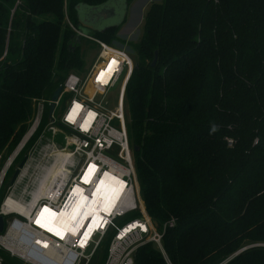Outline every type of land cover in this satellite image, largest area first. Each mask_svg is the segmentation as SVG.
I'll return each mask as SVG.
<instances>
[{
    "label": "trees",
    "instance_id": "obj_1",
    "mask_svg": "<svg viewBox=\"0 0 264 264\" xmlns=\"http://www.w3.org/2000/svg\"><path fill=\"white\" fill-rule=\"evenodd\" d=\"M12 1L0 0V56L6 45L20 59L0 64V152L20 141L36 101L83 65L63 16L77 27V5L108 0H18L8 26ZM43 15L52 19L35 21ZM119 26L91 34L111 43ZM128 44L126 128L145 210L163 231L162 250L140 245L134 263L218 264L243 241H264V0L153 2ZM104 237L92 264L106 257ZM225 264H264V246Z\"/></svg>",
    "mask_w": 264,
    "mask_h": 264
},
{
    "label": "built area",
    "instance_id": "obj_2",
    "mask_svg": "<svg viewBox=\"0 0 264 264\" xmlns=\"http://www.w3.org/2000/svg\"><path fill=\"white\" fill-rule=\"evenodd\" d=\"M67 24L74 31L76 38L82 36L94 41L98 51L95 60L84 74L69 72L65 76L60 84L61 92L54 109L50 115L47 113L52 121H56L65 130L61 148L67 151L63 156L64 174L46 178L43 183L38 179L39 181L33 184L42 194L31 205L24 201L30 210L28 216L17 210L3 208L8 196L19 199L18 196L23 197L25 194L14 190L18 188L20 175L14 183H10L9 190L0 203V215L4 218L0 249L22 264H92L101 239L111 232L102 264H135V251L140 245L151 242L162 250L163 231L157 228L145 210L134 167L133 149L126 128L124 92L133 70L129 57L131 51L116 42L106 43L97 37L83 34L71 22ZM117 87L118 92L115 95L114 90ZM114 95L115 101L112 99ZM43 112L42 105L37 107L30 128L26 129L4 164L0 173V186L9 168L8 161L13 158L12 164L35 134ZM51 130L54 128L51 127ZM226 141L228 145L233 143L231 138H226ZM53 146L54 143L36 145L34 149L38 154L34 155L35 159L37 157L41 159L39 162H47V159H42L45 153L42 148L56 149ZM26 158L27 164L30 157ZM5 166L8 167L7 170ZM104 173L122 182L123 191L112 213L106 216V223L93 229L86 241L81 238L84 231L81 234L67 231L60 236L32 220L40 205L56 213L59 208L67 209L76 197L74 187H78L86 200H89L93 187ZM31 191L25 195L30 196ZM134 213L135 217L127 218ZM132 224L136 225L129 229ZM167 224L172 226L173 219ZM0 264H3L1 256Z\"/></svg>",
    "mask_w": 264,
    "mask_h": 264
},
{
    "label": "rangeland",
    "instance_id": "obj_3",
    "mask_svg": "<svg viewBox=\"0 0 264 264\" xmlns=\"http://www.w3.org/2000/svg\"><path fill=\"white\" fill-rule=\"evenodd\" d=\"M158 1H160V0H132L129 3V5H127V8H126L125 7V0H108L107 3H110L112 6H114L117 14H116V16L108 15L105 19H102L100 23H102L101 25H104V24H112V25L120 24V26L118 27V29L116 31V39L117 40H114L113 42H116L119 45L126 46L128 48V50L130 51V47H129L128 43L134 42L139 38L141 29H142V22H143V18H144V15L146 13V10L148 9V7L150 6L151 3L158 2ZM17 3H18V0H13L11 3L5 4L6 5L5 9L7 10V16L9 19L8 20V26L10 23L11 16L14 12V8L16 7ZM34 19H35V21H42V20L52 19V18L50 16H44L43 15V16H36V17H34ZM62 19H63L62 25L70 22L69 18L67 17L66 14L63 16ZM76 39H78V43L81 45L80 55H81V58L83 59V65L80 68L72 69L69 72H73V73H77V74L82 75L87 71V69L90 67V65L95 60L98 49H97V45L95 44V42L86 38V37L79 36ZM129 57H130L131 62H132V67H134L135 63L133 60L132 52H130ZM19 59H20V56L15 55V53L9 55L7 53V50H6V45L4 46V49H3L2 54L0 56V64L4 61L10 62V63L17 62ZM117 92H118V87L114 90L115 95L117 94ZM115 95L112 97L113 101L116 100ZM48 100L39 99L36 101L35 109H34L32 115L28 121L27 130L30 128V126L33 122V119L35 116V111H36L37 107L42 105L44 108V112L41 116L40 124H39L35 134L31 137V139H33V137L36 135L37 131H39V134H38L39 136H37L32 141L31 144H29L30 142H28L27 145L16 156V158L14 159L12 164L9 165V168H8V170L4 176V179L2 181V184L0 186V203H1L2 199L4 198V196L6 195L7 191L9 190L10 180H11L12 174L14 172V169L18 166L19 162L24 157H31L32 155L34 156V155L38 154L37 151L34 149V147L36 145L39 146V144L43 145V144H47V143H54L53 147H55L56 149H61L63 147V144H64L63 133L65 132V130L62 127H60L56 123V121H52V118H49L47 115H46V118L44 117V113L47 112V107H48V102H49ZM125 119H126V121H128L127 112L125 113ZM51 127H53L54 130H51ZM228 138H231L233 140V143L235 142V139H233L232 137H228ZM255 142L256 141L254 140V143ZM18 143L16 144V146L18 145ZM16 146H14L11 149H4L2 152H0V173L4 167L5 162L7 161V159L9 158L11 153L13 152V150L16 148ZM45 164H46V161H41L40 163L34 162L33 165L31 166V168L29 169L30 172H28V175L33 172V169H34V171L38 170V168H35V166L38 167V165H39V167H42L43 165L45 166ZM28 178L29 177L26 176L22 180L20 185H18V188L14 189L15 192H18V193L23 192V191L21 192L22 187L23 188L25 187V185L27 184ZM30 191H31V187L29 186L27 191L23 192V193L28 194ZM25 194H23L22 196L26 197V199H27L28 196ZM8 218H10V216ZM104 239H105V237L101 240L100 246L103 245ZM259 245L264 246V241H256L255 242V241H249V240L246 241L245 240L241 244H239L235 249H233V251L228 254L227 258L221 260L220 262H218V264L227 263L232 257H234L237 253H239L243 249H246V248L251 247V246H259ZM100 253H101V251H99V257H100ZM97 258H98V256H97ZM93 261H95V258Z\"/></svg>",
    "mask_w": 264,
    "mask_h": 264
},
{
    "label": "bare ground",
    "instance_id": "obj_4",
    "mask_svg": "<svg viewBox=\"0 0 264 264\" xmlns=\"http://www.w3.org/2000/svg\"><path fill=\"white\" fill-rule=\"evenodd\" d=\"M42 150L45 152L42 159H47L45 166H35L38 170L34 171L33 169V172L28 175V172H30L29 169L33 163L41 160L37 159V157L35 159V156H32L29 158L25 168L20 174L18 185H20L26 176L29 177L27 184L24 188L22 187L21 190V192H26L29 186L32 188V191L29 194L30 196H28L29 199L18 196V198L21 199L19 200L14 199L12 196H8V199L3 206L5 210H17L25 216H28L30 210L26 204H33L37 201L38 196L42 194V192L40 194L36 190L35 185L33 184H35L38 179L43 183L46 178H54L60 174H64L65 166L63 156L67 151L65 149H47V147L42 148ZM12 159L13 158H10L8 161V167L11 164ZM7 166H5V170H7ZM123 185L122 182L113 178L110 174L104 173L102 178L93 187L89 200H86L78 187H74L73 190L76 197H74V201L67 209L59 208L56 213L49 208L40 205L32 220H35L36 223L37 220H39L40 223H37L38 225L41 226V224H43V228L48 230L51 228L53 232L59 233L58 235L60 236L67 231H70V233L78 232L80 234L84 231L81 238L83 241H86L93 229L99 228L102 223H106L108 219L106 216L112 213L113 207L116 205L117 199L123 191ZM24 201L27 203L25 204ZM45 209L48 211H44ZM135 225L136 224H132L128 228L132 229Z\"/></svg>",
    "mask_w": 264,
    "mask_h": 264
},
{
    "label": "water",
    "instance_id": "obj_5",
    "mask_svg": "<svg viewBox=\"0 0 264 264\" xmlns=\"http://www.w3.org/2000/svg\"><path fill=\"white\" fill-rule=\"evenodd\" d=\"M125 7L127 8L126 3H125ZM116 14L117 13H116V9L114 8V6H112L110 3H107V2L101 5H95V6H86L83 4H79L77 5V18H78L77 29L83 34L93 36L91 34L92 31H103L105 28L112 25V24L101 25L102 23L100 22L102 19H105L108 15L116 16ZM156 60H157V52L155 51L153 60L151 62V66L155 65ZM134 67H136V64L134 65ZM60 92H61V85H58L54 89V91L52 92L49 98L50 101H49L48 111H47L48 115H50L51 112L53 111L55 102L57 101V98ZM132 149L133 151H136L137 147L133 146ZM26 159L27 158L24 157L20 161L18 166L14 169V172L10 180L11 184L14 183L19 177L21 170L24 168L26 164ZM154 224H156L155 221H154ZM3 229H4V218L2 215H0V233L3 232Z\"/></svg>",
    "mask_w": 264,
    "mask_h": 264
},
{
    "label": "snow or ice",
    "instance_id": "obj_6",
    "mask_svg": "<svg viewBox=\"0 0 264 264\" xmlns=\"http://www.w3.org/2000/svg\"><path fill=\"white\" fill-rule=\"evenodd\" d=\"M90 168L92 167V166H89ZM44 211H48L47 209H45ZM37 223H40V221L39 220H37ZM41 227H44V225L43 224H41ZM49 231H52V229L51 228H49ZM57 234H59V233H57Z\"/></svg>",
    "mask_w": 264,
    "mask_h": 264
}]
</instances>
